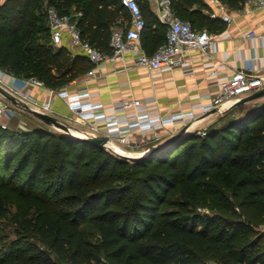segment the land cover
Instances as JSON below:
<instances>
[{"label": "trees", "instance_id": "obj_1", "mask_svg": "<svg viewBox=\"0 0 264 264\" xmlns=\"http://www.w3.org/2000/svg\"><path fill=\"white\" fill-rule=\"evenodd\" d=\"M136 1L141 46L151 55L165 42L158 46L166 26L157 24L148 0ZM170 1L194 29L221 30L203 0ZM245 1L219 0L231 9ZM49 6L71 16L81 38L105 54L112 53L113 28L131 22L120 0L0 4V69L50 88L92 64L52 45ZM236 108L245 111L220 128L200 137L178 132L131 159L79 140L86 131L69 128L72 137L44 121L0 129V217L13 208L17 235L8 245L0 241V264H264V97ZM175 199L178 208L170 209Z\"/></svg>", "mask_w": 264, "mask_h": 264}, {"label": "crops", "instance_id": "obj_2", "mask_svg": "<svg viewBox=\"0 0 264 264\" xmlns=\"http://www.w3.org/2000/svg\"><path fill=\"white\" fill-rule=\"evenodd\" d=\"M4 1L0 0V4ZM203 2L211 10V17H214L213 13L216 14L222 28L219 32H211L213 44L209 51L192 50L183 64L151 72L137 64L136 50H128L116 62H102L96 68L95 77H88L86 72L60 88H50L45 85L24 86L21 82L22 78L0 69V96L7 99L4 95L7 94L15 100L14 103L7 99L13 108V116L21 115L17 109L23 105L28 110H33V102L43 104L50 101L48 114L78 134L86 129L84 123L79 122L88 123V121L75 118L68 108L67 99L59 96L58 93L67 92L69 96L83 95L82 102L101 104L105 114L104 117L94 121L97 130H90V136H104L106 124L109 122L117 121L119 127L125 128L133 121L136 114L168 119L174 114L192 111L196 119L200 118L198 122L203 123L217 111L203 113L201 107L212 103L222 81L241 70L249 76L264 78V10L256 8L252 0H246L241 9H231L219 0H203ZM148 3L157 24L166 26L159 46L166 39L168 26L163 21L160 7L155 0H148ZM202 12L208 14L205 9ZM223 14L230 15L232 21L224 22L221 19ZM72 15L76 14L73 12ZM159 28L157 26L156 31ZM251 31L255 35L247 37V33ZM60 46L72 55L81 54L78 48L70 44L66 33ZM135 46L144 51L140 40ZM246 64L250 65V70H245ZM133 100H139V106L131 105ZM9 122L10 120L8 124ZM193 122L188 124L198 123ZM182 124V121L178 120L165 125L156 122L151 131L135 132V135L172 132ZM111 137H117V133H112Z\"/></svg>", "mask_w": 264, "mask_h": 264}, {"label": "built area", "instance_id": "obj_3", "mask_svg": "<svg viewBox=\"0 0 264 264\" xmlns=\"http://www.w3.org/2000/svg\"><path fill=\"white\" fill-rule=\"evenodd\" d=\"M160 7L162 19L167 24L165 42L151 55L146 54L142 49L136 48L135 44L139 42L141 32L144 27V20L141 16V11L136 0H120V4L124 6L130 13L131 22L125 29L122 27H115L111 33L110 46L112 47L111 54H105L87 40L81 38L80 32L76 26V21L69 15L60 14L58 10L49 6L46 9V16L48 20V27L50 32V40L52 45L59 47L62 43L63 35L66 33L69 37L70 44L78 48L80 53L88 58L92 67L87 71L88 77L96 76V68L104 61L116 62L123 57L124 52L128 50L137 51V64L154 72L166 67L183 64L187 55L192 50H199L202 52L209 51L213 44L212 33L207 30H197L192 27L190 22L177 17L171 9L170 0H155ZM253 4L258 9L264 10V0H252ZM216 17V14H212ZM221 19L230 23L232 18L228 14H223ZM254 32L247 33V37H253ZM245 70H250V65H245ZM24 86L34 85L43 87L42 81L34 77L22 78ZM264 86V78L249 76L244 70L235 73L231 78L220 83L219 91L208 106H202V112L209 111H224L228 109L233 101L253 93L254 91ZM59 96L67 99L69 110L73 115L82 121H88L91 130H97L96 121L98 118L105 116L103 106L101 104H92L90 102H82L83 95L69 96L67 92H59ZM33 108L50 110L51 102L43 104L34 103ZM139 100H133L131 105L139 106ZM13 116L11 104L7 99L0 96V129L8 128V121ZM182 121L184 125L196 120L192 111L181 112L172 115L168 119H163L160 116H149L147 114H136L133 121L128 123L125 128H121L117 121L106 124L105 135L107 140L103 147L112 152L121 153V150L116 147L110 140L112 133H117V141L121 146L129 144V138L135 132L151 131L154 123L167 124L172 121ZM200 133V132H199ZM198 133V134H199ZM89 134V133H88ZM205 132H202L203 136Z\"/></svg>", "mask_w": 264, "mask_h": 264}, {"label": "rangeland", "instance_id": "obj_4", "mask_svg": "<svg viewBox=\"0 0 264 264\" xmlns=\"http://www.w3.org/2000/svg\"><path fill=\"white\" fill-rule=\"evenodd\" d=\"M41 2V4L43 5V7H45V0H39ZM46 22L48 24V20H47V16H46ZM243 97L245 96L244 94L242 95ZM235 102V101H233ZM232 102V103H233ZM231 103V104H232ZM18 113H20L21 115H16L14 114V116H11L10 122L8 124V130H26L27 128L36 126V125H42L43 121L39 118H37L36 116H34L33 114H31L28 110V108L21 107L17 109ZM34 111L39 112V113H43V114H48V112L41 110V109H37V108H33ZM244 109L243 108H233V109H225L224 111L221 112H215L213 113L209 118H207V120H205L203 123L198 122V120L200 118H197L196 121L194 120V122H198L197 124H182L180 125V127H177V129L175 131L172 132H161V133H152V134H147V135H142L141 136H137L135 134H133L130 138H129V144L125 145V146H121L118 141L117 138H110L111 142L118 147L121 150V153H116L120 156L126 157L128 159L131 158H137L142 156V154L149 148L151 147H156L158 146V144L162 143L163 141L169 139L172 135L178 133V132H195V133H199L198 136H202L201 133L206 131L209 127H214V128H220L223 124H225L227 122V119L232 117V118H236L239 115L244 113ZM12 112H13V108H12ZM15 112V111H14ZM76 118V117H75ZM78 119V118H77ZM58 121V120H57ZM60 122V121H59ZM193 122V123H194ZM62 123V122H60ZM83 125L86 126L85 130H82L81 133H78L80 135L84 134V131H86L87 133H90V124L89 122L85 123V122H79ZM63 124V123H62ZM65 125V124H64ZM51 127V129L53 130H57V128H55V125L50 124L49 125ZM68 127V126H67ZM69 128V127H68ZM188 128H190L188 130ZM72 130V129H71ZM90 136V135H89ZM162 138L164 140H162ZM174 198H176V196H173ZM176 201H173L175 203H172L171 205H168V207L170 209H177L178 208V200L175 199ZM198 211H200L201 214H210V211L204 208H200L198 209ZM17 235L14 231V227H13V208L10 211V215L8 216H4V217H0V241L1 244H9L11 242V240H13V238H15Z\"/></svg>", "mask_w": 264, "mask_h": 264}, {"label": "water", "instance_id": "obj_5", "mask_svg": "<svg viewBox=\"0 0 264 264\" xmlns=\"http://www.w3.org/2000/svg\"><path fill=\"white\" fill-rule=\"evenodd\" d=\"M5 97L14 102L15 103V100L7 95V94H4ZM264 97V86L256 91H254L253 93L247 95V96H244L243 98H240L238 100H236L235 102H233L228 109H233V108H236L238 107L239 105H242L244 103H247V102H250V101H253L255 99H258V98H262ZM29 112L31 114H33L34 116H36L37 118L41 119L42 121L46 122L47 124H53L55 126H58L60 127L62 130H64L69 136H74L75 135L69 130V128L60 123L59 121H57V119L49 114H43V113H39V112H36L34 110H29ZM79 140L85 142V143H88L92 146H96V147H103V144L105 143V141L107 140V137L106 136H103V135H91V136H85V137H78ZM172 137L163 141L162 143H160L158 146L156 147H151L149 149H147L143 154L142 156L140 157H145L147 155H149L150 153H152L153 151H155L158 147H163L167 144H169V142L171 141ZM140 157H137V158H140Z\"/></svg>", "mask_w": 264, "mask_h": 264}]
</instances>
